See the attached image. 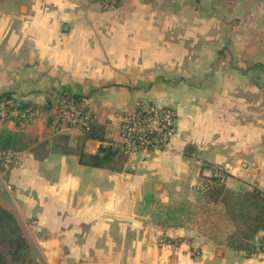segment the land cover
Segmentation results:
<instances>
[{
    "label": "crops",
    "instance_id": "0c3cea01",
    "mask_svg": "<svg viewBox=\"0 0 264 264\" xmlns=\"http://www.w3.org/2000/svg\"><path fill=\"white\" fill-rule=\"evenodd\" d=\"M65 91L88 103L90 133L55 129ZM6 93L42 113L0 124V206L29 264H264V229L248 254L181 211L215 165L228 189L264 193V0H0ZM150 105L176 112L169 147L97 165L101 140Z\"/></svg>",
    "mask_w": 264,
    "mask_h": 264
},
{
    "label": "trees",
    "instance_id": "16d2710c",
    "mask_svg": "<svg viewBox=\"0 0 264 264\" xmlns=\"http://www.w3.org/2000/svg\"><path fill=\"white\" fill-rule=\"evenodd\" d=\"M71 94L78 98L82 97L75 93ZM9 96L15 97L6 93L0 99ZM19 104L21 108L33 107L24 101H20ZM17 123L21 125L20 122ZM94 126L95 122L85 132L90 133ZM107 140L109 139L104 138L101 141ZM102 152L103 156L97 161L99 166L111 155H122L108 148H102ZM201 191V197L197 201L187 202L181 206L187 221L200 234L217 244L254 254L255 238L264 229V193L258 188L234 192L228 189L225 183L210 178L203 184ZM3 234L14 235L13 243L17 244V252L21 250V246L28 245L14 216L0 206V236Z\"/></svg>",
    "mask_w": 264,
    "mask_h": 264
},
{
    "label": "built area",
    "instance_id": "2783aa9c",
    "mask_svg": "<svg viewBox=\"0 0 264 264\" xmlns=\"http://www.w3.org/2000/svg\"><path fill=\"white\" fill-rule=\"evenodd\" d=\"M99 2L104 10L112 11L118 9L125 0H94ZM20 101L16 97H2L0 99V123L13 120L22 126L28 125L35 119L36 109L34 107L21 108ZM54 122L66 129L79 127L89 130L95 122V117L86 110L83 98L75 97L65 91L55 106ZM177 115L174 109L167 106L150 105L125 116L120 127L119 139L101 141L102 148H108L114 153L131 155L138 151L166 149L177 132ZM12 163V154L5 158L4 170L8 171ZM210 179L219 183H225L228 178L227 171L220 166L210 168ZM260 251L264 252V237L260 243ZM82 264V263H79Z\"/></svg>",
    "mask_w": 264,
    "mask_h": 264
},
{
    "label": "rangeland",
    "instance_id": "374dc122",
    "mask_svg": "<svg viewBox=\"0 0 264 264\" xmlns=\"http://www.w3.org/2000/svg\"><path fill=\"white\" fill-rule=\"evenodd\" d=\"M57 101H58V98L54 100V103H53V113L51 114L50 119H51V121H52L55 129L58 130V131H62L64 129L61 128V126H58L54 122L55 115H56L55 106H56ZM85 103H86V110L91 114V117H92L91 110H89V108H88L89 105L86 102V100H85ZM34 108L36 110H38L36 107H34ZM42 112H44V111H42ZM40 113H41L40 110L39 111H36V113H35V119H37L40 116ZM0 124H2V123H0ZM20 230H21V234H22V229L20 228ZM13 237H14V235H12V236H6L5 234H3L2 236H0V264H29V255H30L29 253H30V251H29L28 245H27V247L21 246V250L17 252V248H16L17 244L13 243Z\"/></svg>",
    "mask_w": 264,
    "mask_h": 264
}]
</instances>
